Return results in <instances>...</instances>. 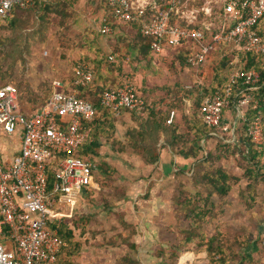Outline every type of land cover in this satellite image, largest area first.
Returning <instances> with one entry per match:
<instances>
[{"label": "rangeland", "instance_id": "1", "mask_svg": "<svg viewBox=\"0 0 264 264\" xmlns=\"http://www.w3.org/2000/svg\"><path fill=\"white\" fill-rule=\"evenodd\" d=\"M81 2L76 15L71 14L59 27L56 18L39 23L31 11L24 15L29 18L25 27L31 30L28 33L14 35L7 29L8 22L0 23V64L12 70L9 81L15 82L18 88L22 86L18 92L19 104L20 94L23 96L27 90L32 92V85L36 84L39 89L46 84L42 81L49 79L43 76L71 79L74 64L81 62L93 70L95 80L90 90L96 92V88L129 82L148 107H154L157 115H143L142 110L134 112L135 115L121 111L106 116V124L98 135L96 155L87 157L93 165V186L69 194L66 201L70 204L62 212L78 243L71 260L74 264H180L179 259L189 255L191 257L187 256L182 264H212L205 251L206 245H199V238L218 235L228 250L248 256L243 261L239 257L231 259L227 264H264V184L255 186L251 193L254 200L250 201L248 193L251 190H247L248 181L243 175V148L237 149L235 155L225 153L226 157L220 153V157L218 152L222 148L217 140L202 139L206 150L219 157L209 164L222 168L234 178L227 196L221 199L211 196L213 207L205 200L209 189L202 181L208 164L191 159L190 167L166 173L159 169L158 161L156 164L145 161L146 148L154 145L160 154L163 144L171 141L172 133L187 134L188 122L184 117L192 105L185 98L179 100L183 97L179 87L193 82L194 73H183L175 58L168 54L141 58L134 49L135 32L124 24H117L116 31L109 34L108 39H97L103 6L97 0ZM12 40L18 44L17 49L10 50ZM97 41L101 46L98 49L102 62L99 70L86 60L95 54ZM48 57L55 65L54 73H26V64ZM219 60L217 54L208 62L204 72L208 81L216 75ZM97 73L103 74L99 81H96ZM225 75L219 69L217 79ZM45 99L43 97L42 101ZM172 109L177 116L174 118H180L176 129L157 131L159 117H166ZM192 123L203 126L198 118ZM96 127L92 126L91 131L95 132ZM1 137L2 146L7 147L6 138ZM221 137L232 142L228 134L218 136ZM187 195L194 198L196 205L203 208L201 210L208 208V213L195 223L186 218L182 210ZM192 224H199L195 233L190 231ZM188 235L192 237L190 242Z\"/></svg>", "mask_w": 264, "mask_h": 264}, {"label": "built area", "instance_id": "2", "mask_svg": "<svg viewBox=\"0 0 264 264\" xmlns=\"http://www.w3.org/2000/svg\"><path fill=\"white\" fill-rule=\"evenodd\" d=\"M115 24H137L142 37L150 38L154 56L175 58L187 51L183 73H194L192 86L208 85L204 76L210 59L228 55L232 76L224 91L205 96L199 110L203 123L228 134L232 142L239 120H245L248 107L264 102L263 76L254 69L239 70L237 53L264 57V37L257 33L264 16V0H105ZM34 0H0V21L15 8L29 10ZM108 16L101 18L99 32L112 33ZM232 54V55H230ZM92 68L78 64L73 68L72 85L91 84ZM51 93L44 104L23 113L18 89L11 83L0 86V130L7 136L18 135L19 151L5 162L0 158V217L8 229L12 249L0 243V264H57L61 240L50 225L60 223L72 192L93 186V165L80 158L78 150L88 141L84 123L95 115L92 104L77 97V91L60 79L51 82ZM262 90L261 98L256 93ZM99 103L113 114L121 110L140 112L145 101L129 82L108 86L99 94ZM233 111L232 118L225 117ZM175 117L172 110L167 119ZM254 145L263 141L261 118L257 112L247 128ZM65 155V156H64ZM61 157L52 165L56 157ZM52 165V166H51ZM53 168L54 183L48 189L47 169Z\"/></svg>", "mask_w": 264, "mask_h": 264}, {"label": "trees", "instance_id": "3", "mask_svg": "<svg viewBox=\"0 0 264 264\" xmlns=\"http://www.w3.org/2000/svg\"><path fill=\"white\" fill-rule=\"evenodd\" d=\"M99 1V5L103 6V13L101 14V17L107 15L108 16V24L111 27L112 32H115L117 29V24L113 23V20L110 16L109 10L107 8L105 0H97ZM74 0H34V7L29 10H20L18 8L13 9L8 15L7 18L3 21H0V23H7V29L10 31V33L20 34L22 29H24L28 25V20L26 18L22 19V15H25L26 11H31L33 13V16L36 15L37 21L39 23H43L47 20V16L49 13H56L60 16L61 21L63 19H67L70 17L69 13V7L72 6L69 3H73ZM52 6H55V8H52ZM59 6V7H58ZM29 19V18H27ZM47 23V22H46ZM61 24V23H60ZM259 24L261 25V28L257 30V33L264 37V16L260 20ZM132 31L135 32L134 36V49L136 52L141 56V58L145 59L147 57H151L152 53L150 51V38L142 37L139 33V28L137 24H127ZM1 29V27H0ZM112 34V33H111ZM97 39L99 38H109V35H103L98 34ZM2 44V36L0 34V45ZM12 46H15V48H12ZM19 46L17 43H15L13 40L10 41V50L17 49ZM98 49H101V46L99 42L97 41V49L94 52L95 54L91 59L86 60L93 64L95 67H97V70L100 69L102 62H100L99 52ZM187 55V51L180 50L175 56V59L177 60L179 67H184L185 61L184 56ZM232 55V54H230ZM240 63L236 66L239 70H250L254 69L260 72L261 77L263 76V67H264V57L256 56L252 54H244V53H237ZM229 56H223L219 62L218 67L215 68L216 75L212 77L210 80V83L208 85L203 86H192L190 89H186L184 85L180 84V90L183 92V97L179 98V100L183 101V99H187L191 102L192 109H190L187 113V116L184 117L186 122L188 124L186 125L187 134H176L172 133L171 141L173 144H170L171 141L166 142L170 150L178 155L181 156L184 159H195L197 160L196 163L199 164H208L206 172L204 173L202 177V181L207 185V188L209 189V193L207 195V198H205L206 201H208V204L213 207V202L211 200V196L215 195L219 199L224 198L229 193L231 186L230 182L234 178H232L226 171H224L222 168H214L209 163H214V159L221 157V154H223L222 157H226V154L235 155L236 150L240 151V149L243 150L242 159L244 161V177L248 181V184L246 186L247 190H251L248 195H250L249 199L250 201L254 200V197L251 193H253L254 188L257 184H264V102L259 100L257 106L255 108L248 107L245 112V120H239L238 124L235 128L234 135L235 140L233 142H227L225 141L224 137H221L220 139L218 137L212 136L211 133L217 131L215 129L208 128L201 118L199 117V110L201 107L202 100L205 96L213 94L215 91H224L225 86L229 82L231 76H232V66L229 65ZM100 58V59H99ZM83 62V61H82ZM85 61L87 65L89 63ZM81 63V62H80ZM79 63H76L74 65H78ZM13 66V65H12ZM222 70L226 75L222 79H217L218 76V70ZM98 74V73H97ZM102 73L98 74L96 77V81H99L102 79ZM12 78V70H10L8 67L4 65V68H2V64H0V86L2 84H5L9 82ZM216 78V79H215ZM94 76L93 80L94 81ZM97 83V82H96ZM124 83V82H123ZM123 83L112 85L114 87L120 86ZM19 91V88L17 85H15ZM90 84L83 86V87H77V97L79 99H83L85 101H88L92 104L95 110V115L91 121L85 122L84 125L86 129L88 130V141L78 150L77 155L82 158L86 159L89 156H95L96 155V148L99 147L98 144V135L101 134L100 130H102L103 126L106 124V116L113 115V113L100 105L99 103V94L103 91L102 88H96V92H93L89 88ZM262 90L258 91L256 93V99H260L262 95ZM49 97V95H48ZM47 97V98H48ZM47 98L40 104H44ZM173 110V109H172ZM170 110L169 113L172 111ZM121 111H127L131 114L135 113L133 111L129 110H121ZM120 111V112H121ZM257 112L260 114L261 118V129H262V136L263 141L260 145H254L250 139L249 136H247V128L249 126L250 121L253 117L256 116ZM149 113V116L155 117L157 115L156 111L154 110L153 106L148 107L147 103L145 102L144 109L142 111V114ZM101 114V115H100ZM169 117V114L166 117H159V120L157 122V131H168V129H176V122L173 120L171 124H167V119ZM195 118H198L203 126H196L192 123V121L195 120ZM102 119V120H101ZM96 125L95 132H92V126ZM154 132L156 133V128H154ZM175 132V131H174ZM223 135V133H221ZM193 136L192 138L190 137ZM203 136V138H202ZM229 137V136H228ZM202 139H205V141L209 139L217 140V143L220 144V149L218 152V156H214L210 154L205 148V143L203 142L201 144ZM230 139V137L228 138ZM223 140V141H222ZM178 142V144H177ZM180 142V143H179ZM176 145V146H175ZM161 147V146H160ZM153 147H148L145 149L146 151V159L145 161L149 164H156L159 160V150H155ZM231 150V151H229ZM221 153V154H220ZM200 155V158L198 156ZM65 156V155H64ZM62 157V156H61ZM61 157H56V159L53 161V166L57 164L58 160ZM201 159V160H199ZM51 165V166H52ZM47 177H48V189H52L53 183H54V171L52 167H49L47 169ZM180 196V194H179ZM186 200H184V207L182 210L185 213V217L187 216L191 222L200 221L202 216L204 214L208 213L207 211L201 210L203 208H200L196 203L194 202V198L191 197V195H187ZM186 217V218H187ZM193 225V224H192ZM190 226V231L192 233H195V230L199 227L198 225ZM50 228L52 231H56V234L61 240V246L59 249V252L57 254V264H74V262L71 260L72 256L75 254V252L78 250V243L74 241L73 231L67 226V224L64 221V218H61L60 223L54 222L50 225ZM4 232L8 236V229L7 227H4ZM190 234V232H189ZM200 244L206 245V254L209 258V263L212 264H227L231 259L234 258H240L241 261L245 260L248 256H244L243 254H234L233 252L228 250L227 247L224 246V244L219 239V236H202L199 238ZM192 237L188 235L187 241H191ZM248 247V245H247ZM191 257L189 255H183L179 259V263L182 264L186 260V257Z\"/></svg>", "mask_w": 264, "mask_h": 264}, {"label": "crops", "instance_id": "4", "mask_svg": "<svg viewBox=\"0 0 264 264\" xmlns=\"http://www.w3.org/2000/svg\"><path fill=\"white\" fill-rule=\"evenodd\" d=\"M81 1H85L87 2V0H74L73 3H69L70 6L69 7V13L72 14V15H76V11L79 7V4L82 3ZM84 3V2H83ZM81 5V4H80ZM59 7V6H58ZM52 8H55V6H52ZM22 19L25 18V16L22 15ZM52 18H56L57 20V23H58V27L60 26V23H66V21L69 19H63L61 21V18L59 15H57L56 13H49V15L47 16V20L48 21H51ZM26 20H28L26 18ZM47 24V23H46ZM49 24V23H48ZM29 31H31L30 29H22L21 32H25V33H28ZM50 34V31L48 32V36ZM48 52H44V55H47ZM172 59L174 57L170 56ZM52 58L48 57V58H44L43 60H39L37 61L36 63H28L26 64L25 66V69H26V73H34V72H37V71H40L41 73L43 74H51V73H54V64L53 62L51 61ZM175 63L179 66L177 60L175 59ZM17 67H21L20 65ZM180 69V68H179ZM44 78L46 79H49L47 80V82L45 81H42L43 83H46L44 85H42V87L39 86V89H38V86L35 85H32L30 88L32 90V92L30 91H25V94L22 96V94H20V104H21V108H22V111H24V113L26 114H30L31 112H33L34 110H36L37 108H39L40 104L43 102L42 101V98L43 97H48V95H50L51 93V82L55 79H60V80H63L64 82L68 83V87L70 89H74L76 90L77 88L75 86H71L72 85V80H73V75L71 76V79H66L65 78H62V77H58V78H55L56 76H52V75H47V76H43ZM43 78V79H44ZM211 80V79H210ZM210 82V81H209ZM7 83H13L14 85L15 82H12V81H9ZM186 83H189V82H186ZM209 84V83H208ZM22 90V86L19 88V91ZM32 106V107H31ZM34 106H37V108H34ZM127 112V111H126ZM233 116V111H226L225 113V117L229 120V118H232ZM177 117V116H175ZM180 118H174V121L176 123H180ZM0 136H4L6 139V142L5 144H7V147H3L2 146V143L0 141V158L5 161V162H9L11 160V158L13 156H15L18 151H19V137L18 135H10V136H7L5 135L4 133L1 132L0 130ZM2 139V137L0 138V140ZM8 140V141H7ZM164 146L162 147V149L160 150V154H159V160H158V166H159V169L160 170H163L165 171L166 173L168 171H175L176 169H184V168H187V167H190L192 165V161H190L191 159H182L176 155H173L170 150V148L168 147V145L166 144V142L163 144ZM89 161H90V158H87ZM4 227L1 223V217H0V243L3 244V246L6 248V249H12V242L10 241L9 237L5 234L4 232Z\"/></svg>", "mask_w": 264, "mask_h": 264}]
</instances>
